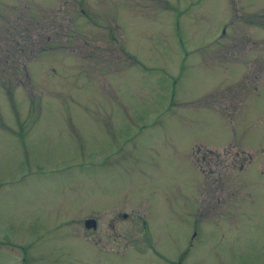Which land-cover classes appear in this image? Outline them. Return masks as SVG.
Here are the masks:
<instances>
[{"label":"rangeland","instance_id":"374dc122","mask_svg":"<svg viewBox=\"0 0 264 264\" xmlns=\"http://www.w3.org/2000/svg\"><path fill=\"white\" fill-rule=\"evenodd\" d=\"M180 255L264 264V0H0V264Z\"/></svg>","mask_w":264,"mask_h":264},{"label":"water","instance_id":"95a60500","mask_svg":"<svg viewBox=\"0 0 264 264\" xmlns=\"http://www.w3.org/2000/svg\"><path fill=\"white\" fill-rule=\"evenodd\" d=\"M85 223H87V225L95 226V219L94 218H88V219H86Z\"/></svg>","mask_w":264,"mask_h":264},{"label":"flooded vegetation","instance_id":"af4514ba","mask_svg":"<svg viewBox=\"0 0 264 264\" xmlns=\"http://www.w3.org/2000/svg\"><path fill=\"white\" fill-rule=\"evenodd\" d=\"M242 163H243V162H241V164H242ZM123 215H126V213H123ZM85 221H86V220H85ZM85 221H84V222H85ZM143 221H145V220L143 219ZM145 222H146V221H145ZM85 226L87 227V226H91V225H87V223H85ZM95 226H96V221H95ZM95 226H94V227H95ZM162 253H163V252H162ZM163 254H165V253H163Z\"/></svg>","mask_w":264,"mask_h":264}]
</instances>
